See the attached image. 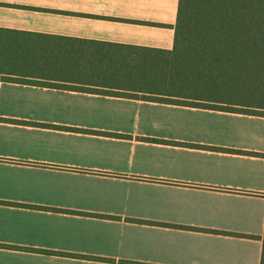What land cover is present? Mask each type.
<instances>
[{
  "label": "crops",
  "instance_id": "1",
  "mask_svg": "<svg viewBox=\"0 0 264 264\" xmlns=\"http://www.w3.org/2000/svg\"><path fill=\"white\" fill-rule=\"evenodd\" d=\"M179 2L0 0V29L172 50ZM0 264H264V116L0 81Z\"/></svg>",
  "mask_w": 264,
  "mask_h": 264
},
{
  "label": "trees",
  "instance_id": "2",
  "mask_svg": "<svg viewBox=\"0 0 264 264\" xmlns=\"http://www.w3.org/2000/svg\"><path fill=\"white\" fill-rule=\"evenodd\" d=\"M0 81L264 116V0H180L172 50L0 29Z\"/></svg>",
  "mask_w": 264,
  "mask_h": 264
},
{
  "label": "rangeland",
  "instance_id": "3",
  "mask_svg": "<svg viewBox=\"0 0 264 264\" xmlns=\"http://www.w3.org/2000/svg\"><path fill=\"white\" fill-rule=\"evenodd\" d=\"M67 84H70L69 86H73V87H83V88H91L93 90H98V91H103V92H114V91H111L109 89H105L103 87H94V86H90V85H79V84H76V83H67ZM192 103H197V102H192ZM221 108H230V107H227V106H220ZM219 107V108H220Z\"/></svg>",
  "mask_w": 264,
  "mask_h": 264
}]
</instances>
